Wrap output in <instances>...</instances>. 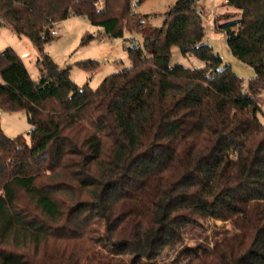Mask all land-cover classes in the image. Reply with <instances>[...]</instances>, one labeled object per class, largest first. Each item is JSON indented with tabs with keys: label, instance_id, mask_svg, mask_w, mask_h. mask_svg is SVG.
<instances>
[{
	"label": "trees",
	"instance_id": "trees-1",
	"mask_svg": "<svg viewBox=\"0 0 264 264\" xmlns=\"http://www.w3.org/2000/svg\"><path fill=\"white\" fill-rule=\"evenodd\" d=\"M143 1L0 0V24L30 39L41 73L0 51V110L30 125L0 129V264H264V0H223L238 12L216 17H231L217 27L254 72L246 87L203 40L196 0H175L160 26L142 22ZM71 16L140 34L129 66L76 84L44 52ZM174 46L197 65L172 64ZM165 248L174 257L158 261Z\"/></svg>",
	"mask_w": 264,
	"mask_h": 264
},
{
	"label": "rangeland",
	"instance_id": "rangeland-1",
	"mask_svg": "<svg viewBox=\"0 0 264 264\" xmlns=\"http://www.w3.org/2000/svg\"><path fill=\"white\" fill-rule=\"evenodd\" d=\"M202 5L200 10L201 19L204 26L203 40L209 43L213 50L222 57L224 64H229L232 71L243 79L246 87L247 79L254 75L251 67L237 60L229 51L225 40V33L218 29V24L230 20L217 16L224 12L233 14L238 12L229 6H222L223 0H200ZM137 0H133L135 4ZM175 0H145L139 5L134 6V10L141 15H148L143 23L152 26H160L164 19L165 12L174 4ZM213 2L216 8L212 7ZM60 32L52 35L53 39L45 44L44 52L59 66H69V75L78 85L88 82L92 88H96L102 79L112 72L121 70L129 66L125 46L130 44L129 39L134 38L136 42L142 43V37L138 33L124 31L123 38H111L107 35L100 34V28L92 25L87 19L79 16L68 17L52 28H59ZM91 34L94 38L86 43H82V37ZM6 47L13 48L22 59L30 77L38 80L40 77V68L37 63L39 53L29 38L18 36L9 26L0 24V51ZM96 60L98 68L92 73L80 68L79 62ZM180 62L184 65H197L194 58L182 55L176 46L171 49V63ZM259 105L261 114L259 118L264 123V93L259 96ZM30 125L27 122L24 111L6 112L0 110V129L10 137L18 134H26ZM208 230L214 225H221L222 221L211 219L205 222ZM183 243L189 246L194 245L195 238L184 235ZM175 251L165 248L161 251L158 261L172 259Z\"/></svg>",
	"mask_w": 264,
	"mask_h": 264
},
{
	"label": "built area",
	"instance_id": "built-area-1",
	"mask_svg": "<svg viewBox=\"0 0 264 264\" xmlns=\"http://www.w3.org/2000/svg\"><path fill=\"white\" fill-rule=\"evenodd\" d=\"M202 5V2L200 1V0H196V7H197V12H198V14H200V15H202V13L203 12H201V10H200V6ZM212 7H214V8H216L217 6H216V4L213 2V4H212ZM142 22H143V20H142ZM58 32H60V28H51V30H50V34L51 35H56ZM250 79V78H249ZM249 79H247V80H249Z\"/></svg>",
	"mask_w": 264,
	"mask_h": 264
},
{
	"label": "crops",
	"instance_id": "crops-1",
	"mask_svg": "<svg viewBox=\"0 0 264 264\" xmlns=\"http://www.w3.org/2000/svg\"><path fill=\"white\" fill-rule=\"evenodd\" d=\"M60 28V27H59Z\"/></svg>",
	"mask_w": 264,
	"mask_h": 264
}]
</instances>
